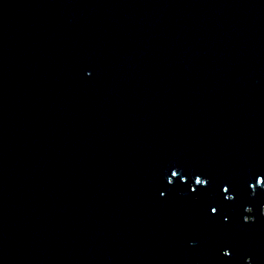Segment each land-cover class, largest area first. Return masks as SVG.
<instances>
[{
    "label": "water",
    "instance_id": "obj_1",
    "mask_svg": "<svg viewBox=\"0 0 264 264\" xmlns=\"http://www.w3.org/2000/svg\"><path fill=\"white\" fill-rule=\"evenodd\" d=\"M260 173L264 0H0V264H264Z\"/></svg>",
    "mask_w": 264,
    "mask_h": 264
},
{
    "label": "snow or ice",
    "instance_id": "obj_2",
    "mask_svg": "<svg viewBox=\"0 0 264 264\" xmlns=\"http://www.w3.org/2000/svg\"><path fill=\"white\" fill-rule=\"evenodd\" d=\"M172 175L177 176L178 173L173 172ZM168 179L171 180V176H169ZM184 179L187 180V177L185 176ZM195 180H196V184L192 185L193 191H196V185H199V184L208 185L209 184V179L201 180L200 176H196ZM257 185L264 186V173L257 174L255 179L253 181L249 182V186L252 189V192L250 193V195H252V196L256 195ZM216 196H217V200L215 202H218L219 206L220 205L227 206L229 202L236 200L237 190L236 189L230 190L229 182H224L221 185V189L216 193ZM210 211H211V213H217V207L210 206ZM249 215L251 216V220H249ZM223 219L225 221H227L228 216L224 215ZM256 219H257V217L252 212L251 209L248 210V215H245V214L243 215L244 221H255ZM231 251H232V246H230V245H226L223 248V252L227 253L229 255L231 254ZM247 261H248V264H251L252 257L248 256Z\"/></svg>",
    "mask_w": 264,
    "mask_h": 264
}]
</instances>
